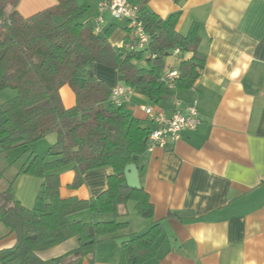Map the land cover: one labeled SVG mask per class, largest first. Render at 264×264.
<instances>
[{"label": "crops", "instance_id": "1", "mask_svg": "<svg viewBox=\"0 0 264 264\" xmlns=\"http://www.w3.org/2000/svg\"><path fill=\"white\" fill-rule=\"evenodd\" d=\"M128 1L162 19L178 13L175 30L180 36L197 23V48L206 58L189 90L175 91L156 103L134 92L128 110L150 130L155 125L141 107L169 116L175 101L182 110L195 103L201 124L175 143L145 152L137 159L140 186L154 209L150 220L139 217L133 203L120 205L115 214L96 212L92 217L83 211L68 217V222L115 220L127 223V227L109 236H97L98 244L68 257L65 264H120L122 242L140 235L154 222L162 225V232L156 240V256L144 264H264V0ZM77 2L82 4L83 0ZM97 2L89 0V12L76 16L75 22L92 21L97 15ZM56 4V0H19L16 10L28 18ZM104 20L99 36L103 38L112 28L108 42L123 46L125 23L108 15ZM55 22L61 19L55 18ZM191 57L189 52L170 55L165 67L179 70L182 61ZM94 75L112 88L120 85L111 68L96 64ZM76 82L80 84L81 80ZM72 92L68 85L58 92L67 109L75 104ZM11 94L6 95V101L15 96ZM46 138V144L54 145L55 134ZM72 171L68 166L53 172L58 177L61 199H94L106 190L112 175L110 168L88 171L82 176V185L73 189L69 186L74 178ZM15 183L13 197L32 210L42 179L17 173ZM59 234L58 245L36 252L44 264L80 248L78 235L70 233L68 226L61 227ZM16 240V234H9L0 224V264Z\"/></svg>", "mask_w": 264, "mask_h": 264}, {"label": "trees", "instance_id": "2", "mask_svg": "<svg viewBox=\"0 0 264 264\" xmlns=\"http://www.w3.org/2000/svg\"><path fill=\"white\" fill-rule=\"evenodd\" d=\"M56 1L55 6L24 18L16 10L19 0H0V91L15 92L0 107V149L23 148L27 157L19 173L42 179L32 210L15 200L11 184L0 194V224L17 237L15 246L2 257V264L16 260L19 264H44L36 252L58 245L63 226L78 235L80 248L50 264H65L68 257L98 244L97 236H109L127 227V223L115 220L68 222L69 216L83 210L115 214L120 205L133 203L139 217H153V205L142 188H122V170L146 152L142 142L149 129L129 110L108 104L113 88L96 79L94 65L115 70L120 85L155 103L175 91L189 90L205 66L206 58L197 48L199 25L194 23L180 36L175 30L178 13L162 19L140 9L141 24L150 42L143 51H127L124 45L131 42L129 30L126 43L115 47L107 39L112 28L102 38L93 32L91 20L75 22L76 16L89 12V0L82 4L77 0ZM55 18L61 22L56 23ZM175 49L192 57L180 64L176 90L171 91L161 82V75L165 57L173 55ZM65 85L75 96V104L68 109L58 93ZM50 134L56 135V141L40 157L31 146ZM64 166L73 168L69 185L73 189L82 185V176L88 171L110 168L112 175L106 190L94 199H61L58 177L53 172ZM161 232L162 225L154 222L140 235L122 242L119 263L144 264L154 258Z\"/></svg>", "mask_w": 264, "mask_h": 264}, {"label": "built area", "instance_id": "3", "mask_svg": "<svg viewBox=\"0 0 264 264\" xmlns=\"http://www.w3.org/2000/svg\"><path fill=\"white\" fill-rule=\"evenodd\" d=\"M140 9L128 0H98L97 15L93 18V32L96 35L101 33V25L104 24V15H108L112 20L123 21L130 32L131 42L124 45L127 51H143L150 42V37L146 33L140 20ZM173 54H179L175 49ZM154 57V56H153ZM179 70L172 67H165L161 75V82L169 90L175 91L176 80ZM108 104L115 108L129 109L131 98L134 93L132 88L117 85L111 90ZM149 117L155 128L149 130L146 138V152H152L155 148H164L168 143H175L180 140L185 133L194 132L201 124L200 116L195 103H191L185 109L179 108V102L175 101V109L172 115L165 116L163 112H158L151 107L140 108Z\"/></svg>", "mask_w": 264, "mask_h": 264}, {"label": "rangeland", "instance_id": "4", "mask_svg": "<svg viewBox=\"0 0 264 264\" xmlns=\"http://www.w3.org/2000/svg\"><path fill=\"white\" fill-rule=\"evenodd\" d=\"M86 15V14H85ZM88 15V14H87ZM82 17V16H81ZM77 20L79 17L76 18ZM170 58V56H166L165 60ZM12 93V94H11ZM15 92L12 90H3L0 91V104L8 97L6 95H13ZM10 98V97H9ZM1 119V118H0ZM47 137V136H46ZM43 138L41 141H38L34 144V148L36 149L35 152L40 156H45L47 150L50 146H52L53 143L46 144L47 138ZM24 149L20 147H15L13 149L8 150L7 152H1L0 153V193H2L4 190H6V187H8L10 184L11 193L14 194L15 188L17 184L15 183V177L16 174L19 173L20 166L22 164V160L25 158ZM68 167V166H64ZM62 167V168H64ZM62 168H59L55 171H58ZM86 212H89V215L93 214L92 217H94V213L89 210H83ZM82 211L78 212L75 215L80 214ZM79 217V216H78ZM87 218H91L87 217ZM89 220V219H87Z\"/></svg>", "mask_w": 264, "mask_h": 264}, {"label": "water", "instance_id": "5", "mask_svg": "<svg viewBox=\"0 0 264 264\" xmlns=\"http://www.w3.org/2000/svg\"><path fill=\"white\" fill-rule=\"evenodd\" d=\"M144 142H146V139H144L142 143ZM136 168V163H132L126 165L122 170L125 179V182L122 183V188H129L134 190H139L141 188L139 183V172Z\"/></svg>", "mask_w": 264, "mask_h": 264}]
</instances>
